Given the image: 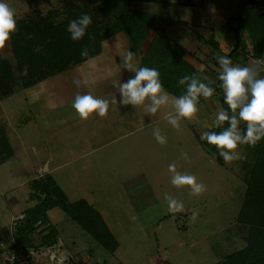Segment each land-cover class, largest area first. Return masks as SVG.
<instances>
[{
    "label": "rangeland",
    "instance_id": "1",
    "mask_svg": "<svg viewBox=\"0 0 264 264\" xmlns=\"http://www.w3.org/2000/svg\"><path fill=\"white\" fill-rule=\"evenodd\" d=\"M170 1L182 4L186 0ZM211 1L219 2V13L230 16L242 3V0ZM7 2L16 18L32 16L35 11L41 14L54 11L49 16L57 23L67 20L69 13L73 14V19L79 17L78 11L86 0ZM195 3L201 5V0ZM133 5L148 9L151 5L161 7L150 2H134ZM95 6L97 2L89 3V7L95 9ZM259 6L253 4L246 16L250 20L251 10L255 12L252 21L258 27L264 25V5ZM94 9H90V17L98 19L100 12ZM162 37L154 40L162 41ZM245 39L248 45L241 49L237 64L258 63L259 75L264 76V58L254 57L249 39ZM2 57L9 60L12 76L16 77L8 39L0 44ZM171 60L184 71L177 56ZM80 71V66L74 64L68 70L24 88L15 78L12 93L0 97V264L9 253L14 254L16 261L19 259V264H211L227 255H236V251L245 247L249 225L239 221L237 216L245 191L244 164L252 161L249 152L245 144L240 145L238 151L242 159L220 164L216 154L205 149L200 140V132L207 130L221 104L214 105L212 97L204 99L210 104L206 106L210 108L203 109L204 117H198L197 112L193 114L194 122L191 118L180 120L183 132L193 131L194 139L186 144L188 150H181L190 153V159L183 158L186 159L183 163L179 158L176 170L194 175L204 185L200 194H192L187 185H171L168 165L174 161L164 149L174 145L176 140L175 135L169 134L172 137L168 138L169 128L161 124L155 127L167 136L166 142L161 144L154 140L138 144L136 148L141 153L146 150L140 155L141 175H133L135 185L128 187L129 192L122 191L124 197L121 191L112 189L107 180L109 170L115 169L119 162L99 157L98 150L91 149V154H84L89 150V143L94 142L91 132L99 130L87 124L90 116H97L95 113L81 119L71 107L75 93L86 91L83 86L78 90L72 84L74 76L84 77ZM240 125L245 126V122ZM139 133L152 135L150 130ZM180 142L179 136L175 143L177 148ZM154 148L165 151L164 155L168 156L156 151L155 156L147 159L146 155ZM153 156L155 165L151 163ZM45 172L53 176L67 201L84 198L92 205L86 204L84 199L78 202L80 220L58 206L48 209L47 222L32 225L28 234L30 244L15 245V238L25 229L27 209L44 196L35 181H40ZM165 193L182 201L183 210L169 213ZM193 212H196L195 217ZM51 229L56 232V241L40 243L45 235H51Z\"/></svg>",
    "mask_w": 264,
    "mask_h": 264
},
{
    "label": "trees",
    "instance_id": "2",
    "mask_svg": "<svg viewBox=\"0 0 264 264\" xmlns=\"http://www.w3.org/2000/svg\"><path fill=\"white\" fill-rule=\"evenodd\" d=\"M248 1L247 3V0H244L228 20V27L232 31L235 40L232 48L225 53L231 61L245 46V41L241 36V32L244 30L247 31L251 42V54L256 58H264V25L258 27L257 23L252 21L253 13H255L252 10L250 20L246 18L250 7L253 4L261 7L264 5V0ZM91 2H97L95 9L100 12V16L98 19L94 16L91 17L93 18L92 22L86 28L84 36L77 41H73L66 30L68 21L73 19L71 13L67 15V20L57 23H54L49 16L54 11L46 14L35 11L32 16L16 19V28L10 33L8 41L15 60L14 69L17 76H12L13 69L9 60L4 57L0 58V97L3 98L12 93V85L16 82L15 78L20 80V86L24 88L96 54L99 51L100 41L118 29H122L127 34L130 49L139 54L138 45L146 36L149 28L154 25L157 17L151 13L135 9L133 3H157L163 2V0H86L78 11L79 15L87 13L90 16V9H94V7H89ZM167 21L173 22L174 20L167 19ZM161 34L162 31L159 29L152 41L155 43L157 40L154 39ZM166 41L172 47H177L171 39L166 37ZM82 48H87L86 56L80 55ZM177 48V53H173L174 56H177L178 62H181L182 59L179 55L183 51L179 47ZM145 55H142L141 64L143 65L146 61ZM215 64L217 65L216 61ZM25 67L27 68L26 74L22 71ZM176 74L179 75V72H176ZM192 74L204 77L200 71H190L189 75ZM218 83L219 81L216 80L212 85L216 89L213 94L218 96L221 106L227 109L228 106L223 101V93L217 87ZM163 86L166 90L173 88L165 84ZM178 89L181 90V87L178 86ZM239 127L243 129L245 126L240 125ZM211 130L218 131L219 129ZM202 142L204 148L214 152L216 160L223 164L224 161L219 157L215 146L208 145L205 141ZM245 146L252 161L244 164L243 181L245 182V191L237 219L249 225L247 244L236 251V255H227L211 264H264V137L253 145L245 144ZM41 177L40 181H35V183L40 186V191L44 196L27 209L28 217H26L23 226L25 229L15 238L13 242L15 245L30 244L28 234L32 229V225L35 222H47L46 211L52 207L58 206L76 220H80L81 211L78 204L80 200L67 201L65 193L62 192L49 173L45 172ZM51 231V235H45L40 243L52 244L56 241V232L54 233V229H51ZM18 261L19 259H17L16 264H19Z\"/></svg>",
    "mask_w": 264,
    "mask_h": 264
},
{
    "label": "crops",
    "instance_id": "3",
    "mask_svg": "<svg viewBox=\"0 0 264 264\" xmlns=\"http://www.w3.org/2000/svg\"><path fill=\"white\" fill-rule=\"evenodd\" d=\"M243 1L244 0L241 2ZM195 2L196 0H187L185 3L176 4L170 0H163V2H157L161 7L151 5V9L144 8L141 5H133L135 9L151 13L157 17L155 18L154 25L149 28L146 36L138 45V62L141 64L142 55L146 54L144 65L157 68L162 84L170 88L173 87L171 90L167 91L174 95L181 94V91L184 89L183 86L177 84L178 78L186 74L189 75L190 71H200L204 77L216 82L218 66L215 64V56L227 53L232 48L235 41L232 31L228 27L230 15L219 13V2L201 0V5L198 6L196 5L198 3ZM236 9L237 8L233 10L232 8L231 11L233 10L232 12H234ZM167 19H172L174 21L168 22ZM159 29L162 31V34L158 36H163V40L159 42L155 41V46L152 40ZM241 36L245 41L246 47L248 45V41L245 39V37L248 38L247 31H242ZM166 37L171 39L172 43H175V45L183 51L180 54V59H182L180 64L184 71H180L173 64L171 58L174 57V53H177L176 50H178V48L172 47L170 43L166 41ZM123 48L130 49L128 36L122 29H118L100 41L99 51L96 54L77 64L81 68L80 73L84 77H88L91 81L87 87L83 88L86 90L85 92H90L94 96L107 98L110 101L115 94L117 95V102L110 103L109 109L104 116H90V119H88L87 124L94 130L98 128L97 130H99V132H91V138H93L94 142L89 143V150L84 154H91V149H93V151L98 150L99 157L101 155L103 159L109 158L119 162L115 164V169L111 168L109 170V177L107 180H109L108 184L112 186V189L121 191L120 195L125 197L122 191H128V187L135 185V182L132 181L134 178L133 175H141L142 161L140 155H143L146 150H141L143 152L141 153L136 147L140 142L151 143L155 140L153 135L143 136L141 133L137 134L138 131H152L153 127L165 124V127L169 128L168 138L172 137L170 135H175L174 139L176 141L173 140V142L175 141L176 143L180 136V143H182L180 147L177 148L174 143V145H171L169 148L165 147L164 149L169 151L168 154L172 156L171 161H174L175 164L179 158L183 159L189 157L188 160L190 159V153H186L187 155L185 156L182 155L184 152L181 150L187 148L188 143L193 141L194 132L189 130L188 133V131L185 130L184 133L181 129L183 125L181 121H179L181 125L176 128H173L167 123L164 119V115L165 113L173 112L170 104L162 106L155 114H146L141 106L133 108L131 105L119 104V96L118 93H116L117 85L120 80H126L131 75L130 72L123 70L119 63V55ZM241 52L242 50L239 51L232 63H238ZM176 72H179V75L176 74ZM59 73L60 72L55 75ZM178 86L181 87V90L178 89ZM210 97L214 99V105H220L218 96L213 94ZM204 99L207 98L198 101L197 112L200 114L197 115L196 112L198 117H204L203 109L207 110V108H210L206 107L210 104L208 100ZM200 110H202L203 113ZM201 113L203 115H201ZM190 120L192 122L195 121L193 116ZM68 122L71 123V121ZM190 126H194V123ZM197 148L202 150V148ZM156 151L160 155L162 154V156H168L164 155L165 151L162 153L161 149L154 148L149 151L146 158L149 159L150 155L156 154ZM154 156L151 160L152 165L156 163V160L153 159ZM158 158H160L159 155ZM184 162H186V159H183V163ZM111 167H113V165ZM119 174L120 176H118ZM50 176L56 183L53 176ZM136 189H139L138 186H136ZM83 199L84 198H81L79 200ZM84 201L86 204L92 205L86 201V199H84Z\"/></svg>",
    "mask_w": 264,
    "mask_h": 264
},
{
    "label": "clouds",
    "instance_id": "4",
    "mask_svg": "<svg viewBox=\"0 0 264 264\" xmlns=\"http://www.w3.org/2000/svg\"><path fill=\"white\" fill-rule=\"evenodd\" d=\"M16 16L7 0H0V44H3L16 28ZM92 22L87 13L71 19L66 30L73 41L80 40L86 28ZM81 56L87 55V48H82ZM218 65L216 80L217 87L223 93V101L228 106L218 107L208 130L200 132V140L208 145L215 146L216 152L225 163L242 159L238 147L243 144L253 145L264 137V76L259 75V64L249 66L232 63L227 54L216 55ZM119 63L123 70L131 73L126 80H120L117 85L120 105H131L133 108L141 106L146 114H155L165 105L170 104L173 112L165 113L164 119L173 128L179 127L181 119L191 118L198 111V100L213 95L214 81L207 77H198L196 74L183 75L178 78L177 84L184 90L179 95L169 93L160 80L159 70L155 67L142 65L138 62V53L132 49L123 48L119 55ZM23 73L26 74L25 67ZM88 77L72 78V84L79 90L90 84ZM117 102L115 94L110 101L101 96H94L90 92L77 91L72 99L71 107L81 119H87L91 114L104 116L110 103ZM226 122V125H225ZM245 122V127H239ZM211 129H219L218 131ZM152 135L158 143H165L158 127H153ZM182 155H187L182 153ZM168 170L171 173L170 183L173 186H189L192 194H200L204 185L189 173L176 170V164L170 163ZM169 213L180 212L184 208L182 201L165 193ZM196 216V212L192 213Z\"/></svg>",
    "mask_w": 264,
    "mask_h": 264
},
{
    "label": "built area",
    "instance_id": "5",
    "mask_svg": "<svg viewBox=\"0 0 264 264\" xmlns=\"http://www.w3.org/2000/svg\"><path fill=\"white\" fill-rule=\"evenodd\" d=\"M4 259V262L1 264H16V258L12 253H9L8 256L6 255Z\"/></svg>",
    "mask_w": 264,
    "mask_h": 264
}]
</instances>
